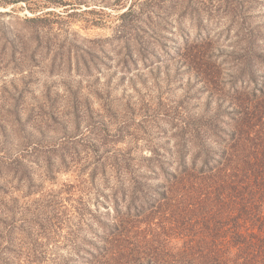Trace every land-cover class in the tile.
<instances>
[{
  "label": "rangeland",
  "instance_id": "rangeland-1",
  "mask_svg": "<svg viewBox=\"0 0 264 264\" xmlns=\"http://www.w3.org/2000/svg\"><path fill=\"white\" fill-rule=\"evenodd\" d=\"M262 51L264 0H0V264H104Z\"/></svg>",
  "mask_w": 264,
  "mask_h": 264
},
{
  "label": "trees",
  "instance_id": "trees-1",
  "mask_svg": "<svg viewBox=\"0 0 264 264\" xmlns=\"http://www.w3.org/2000/svg\"><path fill=\"white\" fill-rule=\"evenodd\" d=\"M242 61L244 90L234 89L228 119L223 113L186 134L196 149L189 160L183 149L172 171L148 167L164 180L147 191L133 187L126 212L107 229L115 250L104 264H264V71L254 66H264V51Z\"/></svg>",
  "mask_w": 264,
  "mask_h": 264
}]
</instances>
